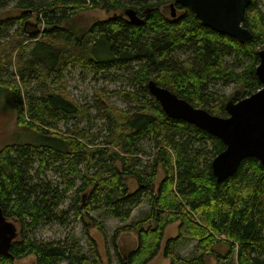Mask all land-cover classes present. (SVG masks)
<instances>
[{"label":"trees","instance_id":"16d2710c","mask_svg":"<svg viewBox=\"0 0 264 264\" xmlns=\"http://www.w3.org/2000/svg\"><path fill=\"white\" fill-rule=\"evenodd\" d=\"M173 1L0 0V11L9 3L21 11L0 19V91L10 94L18 125L41 138L37 143L0 149V205L18 224L11 255L0 254V264H18L29 256L35 257L34 264H106L92 227L104 236L107 264H112L108 231L90 214L98 209L108 210L107 217L123 224L111 236L120 264L152 262L160 252L166 227L174 222H178L177 234L164 250L170 264H209L210 258L222 264L234 251L238 264H264V165L247 157L233 175L219 181L211 162L225 149L224 142L186 120L169 116L148 88L154 80L194 106L226 116L228 100L237 101L262 87L256 67L264 48V12L257 0L251 1L243 24L253 35L240 42L202 25L191 8L179 3L176 7L182 13L168 15L165 7ZM92 9L114 14L80 34L62 26ZM128 9L144 21L137 24L120 15ZM33 16L36 22L30 20ZM15 20L19 27L12 30ZM28 23H37L36 28L44 24V28L40 33L26 27ZM58 39L78 47V54L64 56ZM31 40H35L34 48L30 54L23 52L24 58L20 52ZM15 61L20 80L13 77L15 73L3 75ZM71 62L101 71L118 67L130 74L127 80L134 88L119 92L130 101L129 107L123 110L108 104L104 108L109 133L101 143L92 139L99 133L85 128L60 132L54 123L59 116L68 117L78 110L60 86L63 69ZM41 69L44 81L51 79V71L58 72L53 85L25 91L28 77ZM218 82L233 84L232 91L219 92L213 86ZM145 137L154 141L155 152L142 162ZM47 167L62 175L65 188L42 177ZM158 168L164 177L155 189ZM72 189L76 193L72 206L58 211ZM146 196L151 213L138 220ZM70 210L75 220L83 222V236L90 245L87 253L68 237L45 240L31 235L43 222H63ZM132 229L138 230L137 242L121 252L118 238ZM183 239L196 241L197 256L177 255L172 246ZM222 243L228 245L226 252L218 249Z\"/></svg>","mask_w":264,"mask_h":264},{"label":"rangeland","instance_id":"374dc122","mask_svg":"<svg viewBox=\"0 0 264 264\" xmlns=\"http://www.w3.org/2000/svg\"><path fill=\"white\" fill-rule=\"evenodd\" d=\"M258 7L264 12V0H257ZM177 15L182 13L181 9L176 7ZM21 11L13 6V3H9L6 8L0 11V19L10 18L12 16H16ZM165 12L169 15L170 4L165 7ZM114 12H109L103 9H92L82 11L76 14L73 18L70 19L69 22L65 24L62 23V26H68L74 32L80 34L86 31L95 21L106 19L109 16H113ZM35 16V15H34ZM34 16L30 19L33 22L35 21ZM16 22V20H15ZM33 24V23H32ZM30 26V28H36L35 26L28 23L26 25ZM19 25H13L12 30L18 28ZM40 33L44 28V24H40ZM31 34V33H28ZM35 40H31L29 46L24 51L20 52V55L23 52L30 54L31 50L34 48ZM25 44V42L23 43ZM57 46L60 47V51H64V56H69L72 53L78 54V47H75L72 43L66 42L65 40H56ZM37 49L40 46H35ZM36 49V50H37ZM51 52V51H49ZM16 52L15 54H18ZM26 54V55H28ZM34 54V53H33ZM44 55V54H43ZM23 56V55H22ZM24 58L26 56H23ZM77 62H71L68 64L66 68L63 69V76L61 77L60 86L69 92L71 96L70 100L73 104L78 107V110H75L68 117L58 119L54 122L57 126V129L60 132H68L71 130L75 132L76 130L85 128L89 130V132L93 134H98L92 137L93 142L101 143L105 140L106 136L109 133V125L107 124V119L104 115L105 107L108 104H112L113 106L126 110L129 107L130 101L127 100L124 96H122L119 92L121 90H128L134 88V86L127 80L130 74L118 67H113L106 69L105 71L97 70L94 68L88 69L81 65H77ZM16 61L12 63V66L9 67V70L4 72V76L13 75L20 80L19 71L16 69ZM58 75V72L51 71L50 76L51 79L44 81V75L41 73H33L29 78V86L26 90L36 91L37 89H45V86L51 87L53 85V78ZM214 88L217 89L221 93H230L233 89V84L225 85L223 82H218L213 84ZM82 111V112H81ZM41 140L39 136L34 134L33 132L26 130L21 127L17 123V109L10 97L8 91H0V149L10 144H23L26 142H38ZM141 145L143 147V151L140 154L142 162L147 161L150 156L149 154H154V141L150 137H145L141 141ZM42 177L50 180L54 186H57L59 189L65 188L67 185L65 179L62 175L52 167H47ZM164 177V172L158 168L157 177L155 182L153 183V187L156 189L161 180ZM132 185H135V182H132ZM76 193L74 189L70 190L65 196L63 202H61L58 206L59 210H66L73 204V198ZM143 205L141 206L142 211L138 214V220L146 219L150 216L151 206L148 203L149 197H144ZM106 212L109 211L106 209H98L95 211H91V216L95 219L101 221L108 231L109 240H110V248L112 250V264H120L119 258L116 255L113 244L111 242V236L114 234L116 229H119L123 224L115 220L113 218H109L106 215ZM136 214V213H135ZM84 215V214H82ZM131 215L130 218H132ZM62 221H48L39 224L37 227L33 228L31 231V235L37 238L45 239V240H63L68 237L70 241L77 240L79 242V249L83 253H87V250L90 249V245L86 242L85 237L83 236V222L81 220H75V213L73 210L68 211L67 216ZM14 220V219H13ZM107 220V223L105 222ZM136 221L135 217L133 218ZM132 220V221H133ZM17 222V221H16ZM150 225L154 226L155 222L152 221ZM147 226V225H146ZM178 222L171 223L165 229L164 237L161 244V249L156 258L148 263V264H170L171 259L164 254L165 246L167 241L177 234ZM137 229H132L129 233H122L118 238L119 248H121V252H127L133 244L137 242ZM91 233L97 240L99 244L100 251L102 256L107 264V255H106V247L105 240L102 233L95 227L91 228ZM195 240L183 239L177 241L173 246V250L176 251L177 255L182 256L186 259L193 258L197 256L199 252L194 249ZM87 243V244H86ZM86 244V245H85ZM219 250L226 252L228 250V245L222 243L218 246ZM35 257L29 256L23 260H18V264H34ZM209 264H218L213 260V258L208 259ZM59 264H65L64 262ZM222 264H238L237 263V252L234 253L228 258L223 260Z\"/></svg>","mask_w":264,"mask_h":264},{"label":"water","instance_id":"95a60500","mask_svg":"<svg viewBox=\"0 0 264 264\" xmlns=\"http://www.w3.org/2000/svg\"><path fill=\"white\" fill-rule=\"evenodd\" d=\"M252 0H174L170 11L176 17V3L191 8L202 25L228 34L240 42L252 38V32L244 26L245 11ZM128 20L142 23L134 9L125 10ZM26 26V24H25ZM34 26H38L34 23ZM34 31H40L37 27ZM33 32V31H32ZM256 73L262 87L237 101L226 102V116L212 114L196 107L170 89L150 80L148 88L163 110L173 118L186 120L211 135L219 137L226 145L212 160L213 172L219 181L233 175L243 159L255 157L264 165V48L259 51ZM18 235L16 220L9 219L0 205V254L11 255L10 249ZM126 257V253H124Z\"/></svg>","mask_w":264,"mask_h":264},{"label":"flooded vegetation","instance_id":"af4514ba","mask_svg":"<svg viewBox=\"0 0 264 264\" xmlns=\"http://www.w3.org/2000/svg\"><path fill=\"white\" fill-rule=\"evenodd\" d=\"M116 14H119V12H117ZM120 15H121V16H125L126 18H128L127 15H124V12H123V13L121 12ZM109 17H110V16H109ZM125 17H124V18H125ZM128 21H129V20H128Z\"/></svg>","mask_w":264,"mask_h":264},{"label":"crops","instance_id":"0c3cea01","mask_svg":"<svg viewBox=\"0 0 264 264\" xmlns=\"http://www.w3.org/2000/svg\"><path fill=\"white\" fill-rule=\"evenodd\" d=\"M195 244H196V241H195Z\"/></svg>","mask_w":264,"mask_h":264},{"label":"bare ground","instance_id":"6f19581e","mask_svg":"<svg viewBox=\"0 0 264 264\" xmlns=\"http://www.w3.org/2000/svg\"><path fill=\"white\" fill-rule=\"evenodd\" d=\"M151 93V92H150Z\"/></svg>","mask_w":264,"mask_h":264}]
</instances>
